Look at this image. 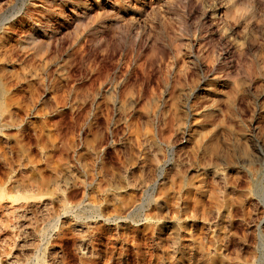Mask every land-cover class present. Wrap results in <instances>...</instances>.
Here are the masks:
<instances>
[{
  "label": "rangeland",
  "instance_id": "374dc122",
  "mask_svg": "<svg viewBox=\"0 0 264 264\" xmlns=\"http://www.w3.org/2000/svg\"><path fill=\"white\" fill-rule=\"evenodd\" d=\"M263 171L264 0H0V264H264Z\"/></svg>",
  "mask_w": 264,
  "mask_h": 264
},
{
  "label": "bare ground",
  "instance_id": "6f19581e",
  "mask_svg": "<svg viewBox=\"0 0 264 264\" xmlns=\"http://www.w3.org/2000/svg\"><path fill=\"white\" fill-rule=\"evenodd\" d=\"M259 191H260V195H261V199H262V201L264 202V171H263V174H262V178H261V182H260V184H259ZM3 194H4V192H3ZM4 197V196H3ZM2 206V205H1ZM5 211H7V210H5ZM10 212V211H9ZM3 219V218H2ZM2 219H0V221L2 220ZM2 222H4L3 220H2ZM9 222V221H8ZM10 225V224H9ZM0 231H1V229H0Z\"/></svg>",
  "mask_w": 264,
  "mask_h": 264
}]
</instances>
